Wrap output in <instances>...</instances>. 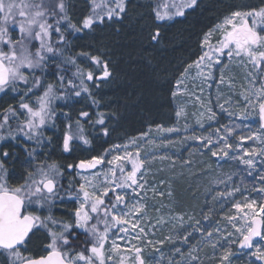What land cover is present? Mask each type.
<instances>
[{"label": "trees", "instance_id": "1", "mask_svg": "<svg viewBox=\"0 0 264 264\" xmlns=\"http://www.w3.org/2000/svg\"><path fill=\"white\" fill-rule=\"evenodd\" d=\"M80 1L82 0H66L67 15L72 24V17L78 14L75 9H79L80 14L83 11L82 16L91 11V1L79 4ZM128 2L129 12L123 18L94 24L92 31L77 26L81 29L78 32L67 27L68 21H62L65 42H60L57 34H53L52 42L57 47H62L63 55L49 63L48 73L41 77V86L34 89V94L25 98L26 102L35 104L37 96L43 94L47 85H54L57 98L51 103L53 115L40 129L44 140L41 147H36L35 141H29L22 135L18 138L19 142H0V153L5 150L10 154L15 153V159L7 162L9 171L13 174L10 183L13 186L23 183L26 168L31 170L37 165L55 162L66 173L73 186L62 177L58 178L63 189L60 193L63 199H57L52 215L58 220L70 221V205L74 196L69 197L67 193L78 191V182L72 178L68 165L84 172V169L75 166L108 150L120 137L127 136L137 140L149 126H172L176 131L161 146L162 158L156 160L157 166L151 175L159 182H164L168 193H171L169 200L174 214L179 218L183 217V220L171 229L172 233L168 237L171 236L172 240H165L161 259L163 258L164 264H189V250L195 247L192 254L199 259L191 264H221L220 257L224 249L229 247L228 240L238 237L232 227L233 221L230 223L228 219L235 217L236 220L238 216L234 204L226 196L228 185L235 184L248 194L239 200L240 204L245 205L255 200L258 207L264 205V194L258 188L259 182H264L261 179L264 176V162L257 161L256 174L240 159L232 158L243 156L245 150L251 153L253 149L257 152L260 149L252 134L245 128L241 119L242 109L232 95L234 90L238 91L241 74L233 66L225 69L226 78L234 83H218L219 86L214 88L215 93L220 95L214 101L215 118L202 122L203 127L192 111L179 117L176 115L179 108L184 107L185 100L181 95L176 93L174 96L173 93L183 67L190 69L188 72L192 69L189 65L197 58L201 36L212 29L215 19L227 11L233 2L206 0L199 10L189 11L185 17L168 23L158 21L153 3L143 6L133 0ZM157 32L159 36L153 40L152 36ZM93 57H97L98 62ZM105 66L109 75L102 80L103 85L96 86L94 91L91 85L94 81L98 83L97 78L100 74L103 75ZM92 67L98 71L93 75V80H88L85 74ZM78 68L83 76L77 75ZM60 75L64 77L63 87ZM82 78L83 87L87 91L80 84ZM69 80L72 81L71 85ZM76 91L80 92L79 96L75 95ZM19 101L18 95L9 93L5 96L0 93V120L9 105L19 113ZM82 112L88 115L81 116ZM101 118L104 123H97ZM23 121L24 116L18 115L10 118L9 125L15 131L17 124H22ZM212 126H216V129L211 136L204 133ZM226 128L232 129L231 134ZM80 129V134L89 143L85 144L83 139H73L70 151L65 152L64 135L77 134ZM217 129L222 131V137H227L228 143L230 135L245 137L241 151L227 150L229 155L222 160L213 156L212 151L223 147V143L214 137ZM7 130L6 127L0 132L6 133ZM192 137H212V144L205 145L202 140ZM32 148H36L35 159L31 165H27L24 162L31 158L27 157L25 149L30 151ZM37 214L46 216L48 212L42 210ZM197 220L200 221L199 224H195ZM196 228L200 231H195ZM209 231L213 232L212 243L219 241L216 248L208 243L206 233ZM75 232L78 233L77 230ZM188 232L192 236L188 243H183V237ZM202 233L205 234L203 238ZM229 233L232 235L229 236ZM42 234L37 233L29 244L31 254L42 253ZM86 239L85 236L84 240ZM84 245L85 243L82 244ZM177 248L181 249L183 255L175 251ZM230 248L233 253L230 256L231 264H250V261L251 264H260V261L250 255L252 249H240L238 244H231ZM237 251L241 254L235 255ZM144 254L147 255L146 251Z\"/></svg>", "mask_w": 264, "mask_h": 264}, {"label": "snow or ice", "instance_id": "2", "mask_svg": "<svg viewBox=\"0 0 264 264\" xmlns=\"http://www.w3.org/2000/svg\"><path fill=\"white\" fill-rule=\"evenodd\" d=\"M196 3L197 0H185L184 3L176 6L175 14L183 15V8L193 7ZM91 4V14L83 19V28H91L95 23L103 24L106 19L112 21L125 12V0H91ZM66 8V0H7V2L0 0V93L5 96L9 93L18 95L20 97L18 107L21 110L18 113L12 105L4 110L2 120H0V130L6 127L8 130L6 133L0 132L2 142L8 140L19 142L18 138L22 135L29 141H35L36 147H41L44 143L40 129L52 118L51 103L57 98L55 86L48 84L43 94L37 96L35 104L26 102L25 98L34 94V89L41 86V77L48 73L49 63L55 62L57 56L63 55L62 47H57L52 42L54 33L57 34L60 42H65L62 21H68L67 27L74 31L81 30L70 22ZM165 16H168V13L164 15L156 13L158 20L164 19ZM214 33H219L216 45L210 43V38ZM158 36L159 32L155 33L152 39L156 40ZM205 45L208 51L203 52L195 62L196 68L201 69L202 64L207 61V73L198 72V75L205 79L213 78V69L215 65L222 63L221 57L223 56H227L229 60L234 56L238 57L245 67L248 64L251 65L252 70L248 71L247 79L253 89H256L257 82H260V88L253 94L260 99L258 115L260 121L264 122V0L259 7H253L247 11H234L225 16L220 24L205 34L202 46ZM92 59L98 62L97 57ZM69 62L75 63V61ZM189 67L192 66L189 65ZM253 70L257 75H253ZM77 75H84L79 68ZM103 75L104 77L109 75L107 66H105ZM86 78L93 80L92 72H87ZM59 80L63 87V75L59 76ZM220 82H224L222 69ZM68 83L71 85L72 81L69 80ZM177 83L179 84L180 81L178 80ZM80 84L83 87V78ZM21 85L23 87H20ZM83 90L87 91V88L83 87ZM75 95L79 96L80 92L76 91ZM173 95L175 96L176 93L174 92ZM244 98L251 103L248 95ZM208 112L211 113L209 120L214 119L215 113L210 107ZM181 114V111L176 113L178 117ZM18 115L24 116V121L22 124L18 123L13 131L9 120ZM87 115L86 112L81 113V116ZM97 123L103 124L104 120L101 118ZM77 124L79 127V122ZM168 131L172 132L176 129H168ZM216 131L219 132V129ZM226 131L231 134L232 129L226 128ZM80 133L82 129L77 134L66 133L64 135L63 150L65 152L70 151V142L73 139H83L85 144L89 143ZM105 134H107L106 131ZM192 139L202 140L205 145L212 144L209 137H192ZM220 139L223 141V147L219 149V153L227 157L229 155L227 150L231 149L232 145L227 142V137ZM244 139L246 138L240 137V140ZM25 151L27 157L31 159L24 163L31 165L35 159L36 148L30 151L25 149ZM256 154L255 149L251 153L245 150L248 159L242 156L232 158L240 159L249 168H254ZM260 154H264V150H261ZM212 155L216 156L218 152L212 151ZM13 159H15L14 152L10 154L5 150L0 153V257L4 258V264H109V262L111 264H151L144 256L143 247L132 245L131 248L124 250L129 255H121L122 249L116 243V238L126 239L130 231L138 230L133 239L142 240L146 235L145 229L140 227L145 205L142 203L141 193L137 191L145 189L146 181L145 183L140 182L143 178L141 169L145 161L140 159L139 154L134 158L131 153L125 151L123 156H113L107 161L111 166L108 169L110 177L104 174L100 183L94 182L95 177L100 176V173H94L92 179L83 176L84 182L79 185L78 191L67 193L69 197L74 196L75 201L79 203L70 221L58 220L52 215V208L56 205L57 199H63L60 195L63 189L58 183V178L63 175L61 168L55 162L40 164L31 170L26 168L24 182L13 186L10 183L13 174L7 166V162ZM104 162V156L93 157L90 160L81 161L75 167L94 169ZM127 163L131 164V170L125 174ZM72 167L73 165H68V168ZM138 173H141L140 177ZM261 179H264V176ZM234 191H239V189ZM260 191L264 192V188ZM129 196L135 201L134 203H129L127 199ZM234 207L238 211L242 210L239 203ZM243 207L250 209L251 215L245 213L241 227H236L235 223H232V227L236 229L239 236L235 240H228L229 247L224 249L220 257L221 264H231L230 256L233 254L231 244H238L240 249L255 247V251L250 255L254 256L257 261L264 262V247L254 245V238L259 237L264 240V205H260L257 211L256 201L252 200ZM42 210H46L48 215L37 214ZM179 219L183 220V217ZM189 219L192 218L189 217ZM228 219L231 223L235 217H228ZM199 223V220L195 221V224ZM76 229L82 230L86 235L87 239L84 243L90 247H85L80 251L75 250L77 247L75 242L79 240ZM194 230L200 231L198 228ZM216 231L218 232L219 229ZM37 233H43L44 236L41 249L46 253L44 255H32L29 252V244ZM120 233L124 235L119 236ZM110 235L114 238L110 247L106 249ZM204 235L202 233V238ZM228 235L231 236L232 233ZM191 236L192 233L188 232L183 237V243H188ZM206 236L208 243L216 248L219 241L212 243L213 232H207ZM167 239L171 241L172 237ZM151 243L150 240L147 241V244ZM159 243L162 244L163 241ZM175 251L183 255L180 248ZM194 251L195 247L189 250L191 257L189 264L199 259L198 256L192 254Z\"/></svg>", "mask_w": 264, "mask_h": 264}, {"label": "rangeland", "instance_id": "3", "mask_svg": "<svg viewBox=\"0 0 264 264\" xmlns=\"http://www.w3.org/2000/svg\"><path fill=\"white\" fill-rule=\"evenodd\" d=\"M88 1L91 0H82L79 4L85 3L88 4ZM129 0H125V12L121 14L119 18H123L127 13L129 12ZM136 4L146 5V4H152V7L155 8V13L159 12L161 15H164V13H168V16H165L164 19L158 20V21H164V23H168L171 20L174 19H180L182 17H185L187 12L192 10H199L203 3L206 0H197V3L193 7H186L183 8V15H176L177 12V5H180L185 2V0H133ZM233 3L228 8L227 12L225 11L222 15H220L218 18H216L215 23L213 25V28H215L216 25L220 24L224 17L229 15L231 12L234 11H247L251 7L249 5L254 4H261L262 0H229ZM81 6V5H79ZM92 6V4H91ZM114 6V5H113ZM75 12L80 14L79 9H75ZM82 11L80 15H75L72 17L73 24L76 26L82 27V21L85 17L89 16L91 14V11L88 14H84ZM170 17V18H169ZM118 19V18H115ZM113 19V20H115ZM105 21H108L107 19ZM163 23V24H164ZM96 25H99V23H95ZM160 26V25H159ZM158 26V28H160ZM94 28V25L91 28H83L87 31H92ZM210 29V30H212ZM210 30H208L206 33H208ZM205 34H203L199 41L198 46V53L196 54L197 58L194 60L190 65L192 66L191 71L188 72L190 69H187V72H185V66L183 67L182 71L180 72V75L177 79L180 83L178 84L177 81L175 82V93L178 95H181L183 97V100H185L184 107H180L178 111H181L182 115H184L187 112H193L196 120L201 124L202 122L209 121V115L211 113L208 112V108L210 107L212 112L215 113L216 109H214V101L219 97L220 95L216 94L214 91V88L218 87V83L220 82L221 77V69L223 70V76H224V82L231 85L233 80H229L226 78V68L233 66L236 68L240 74H241V81L240 86L238 87V91L234 90L232 95H234L235 101L239 103L242 112H241V119L243 120V124L247 130H249V133L252 134L253 140L256 141L258 144V147L260 148L257 152V154L254 156V168H250L253 173L258 172L256 163L257 161L264 162V154H260L261 150H264V135H262L259 131L256 130V123L258 124L257 120L259 118L258 115V108H259V102L260 99L257 95H254L253 93L260 88V82H257L256 89H253L252 86L248 83L247 79V73L248 71L252 70L251 65L248 64L246 67L244 64L241 63L240 58L233 57L231 60L227 56L221 57V64L215 65V68L213 69L212 79H205L204 77L198 75L199 71H203L205 74L207 73L208 69L206 67L207 61L202 64L201 69H197L195 66V62L198 61L199 57L203 54V52L208 51V47L202 46V42L204 40ZM219 37V33H214L213 36L210 38V43L213 45H216L217 39ZM211 54V53H210ZM225 65L227 67H225ZM92 70L89 72H92L93 75L98 71V69L91 68ZM86 75V74H85ZM102 75V74H100ZM253 75H257V73L253 70ZM101 83V82H100ZM108 83V82H106ZM234 83V82H233ZM103 84H98L94 81V83L91 85L92 89L95 91L96 86H102ZM93 91V92H94ZM245 95H248L250 97L251 103L245 100ZM177 111V112H178ZM174 127V126H173ZM168 129H174L172 126H149L146 129L145 134L140 139H133L129 138L127 136L120 137L119 139L115 140L114 143L108 148V150L100 152L97 157L104 156L105 162L102 165H98L94 169H84V172L78 171L77 169H73V167L70 169L72 173V178L78 182V189L79 185L83 183V176H88L90 179L93 178L94 173H100V176L95 177L94 182L100 183L103 178L104 174H108L110 177V173H108V169L111 167L107 161L111 160L113 156H123L125 154V151L131 153L133 157L137 154H139L140 159L144 160V166L141 169V173L143 174V178L140 180L141 183H145V189L137 191L141 193L142 203L145 205L144 212L142 214V217L140 219V227H143L145 229L146 235L143 236L141 239H133L134 236L137 235V231H130L129 235L126 239H119L116 238V243L120 246L122 249L121 255H129L127 251H124L126 249H129L132 247V245L143 247L144 251H146L147 255L144 254L147 261H150L151 264H164L163 258L161 259L162 255V247L165 246V240L168 238L169 234L172 233L171 229L177 225V223L180 221L179 217L174 214V209L172 205L170 204L169 200V190L165 187L164 182H159L156 178H154L151 174L153 173L154 169L157 166L156 160L159 158H162V152L160 150L161 146L167 142V139L169 138V135L173 132H169ZM216 129V126H212L208 128L204 133L208 134L209 136L212 135L213 131ZM221 130L217 132L214 137L216 140L223 141L220 139L222 137ZM230 141L232 148L228 149V151H241L243 144L245 143L244 139L243 141L240 140V138H236L233 135H230ZM212 139V137L210 138ZM135 141V142H133ZM2 142V141H0ZM4 143V142H2ZM1 144V143H0ZM119 146V147H116ZM85 148L83 149V151ZM218 155H216L220 160L224 159L223 153H219V149L217 150ZM107 153V154H106ZM244 159H248L249 157L245 155V153L242 156ZM86 161V160H85ZM62 170V169H61ZM131 170V164L127 163L125 164V174L127 171ZM63 175L61 176L62 179L69 182V185L72 187L73 184L70 182L68 176H66L65 172L62 170ZM141 173H138V177L141 176ZM117 175H119V172H117ZM239 189V191H234L235 189ZM259 192L261 188H264V182H259L258 185ZM146 191V195H144ZM163 193V195H161ZM227 193H232L231 195H228ZM264 194V192H261ZM244 195H247L245 191L240 188L239 186L235 184H229L226 191V196L230 201L235 205L237 203L240 204L239 200L244 197ZM129 203H134L135 201L132 200V198L129 196L128 198ZM242 210L238 211L237 209V219L233 221L235 223L236 227H241L244 223V220L242 217H244L245 213H248V215H251V210L248 208L243 207L242 204ZM72 207V208H71ZM79 207V203L75 201V198L71 201L70 208L72 209L71 215L74 213L75 209ZM256 210L259 211V207L256 203ZM159 221V223H158ZM103 225H101V228ZM130 228V225L128 226ZM236 232V229H235ZM237 233V232H236ZM119 236H123V233L118 234ZM239 236V233H237ZM110 235L109 241L106 244V249L110 247L112 239ZM151 241V244H147V241ZM130 241V243H129ZM159 241H163V243H159ZM254 245H259L261 247H264V240H261L259 237L254 238ZM158 249V251H157ZM252 251H255V247L252 248ZM241 254V252L237 251L235 252V255ZM254 257V256H253ZM111 264V262H109ZM260 264H264V262L260 261Z\"/></svg>", "mask_w": 264, "mask_h": 264}, {"label": "flooded vegetation", "instance_id": "4", "mask_svg": "<svg viewBox=\"0 0 264 264\" xmlns=\"http://www.w3.org/2000/svg\"><path fill=\"white\" fill-rule=\"evenodd\" d=\"M261 4H254V5H249V7L253 8V7H259L261 6ZM250 8V9H251ZM227 12V11H226ZM215 23V21H214ZM214 25V24H213ZM213 28V26L211 27ZM98 81V80H97ZM102 82V81H101ZM100 83V82H98ZM258 124L256 123L255 127H256V130L259 131L262 135H264V127H262V124H264V122L260 121V118H258L257 120ZM78 231V234H79V241L78 242H75L77 244V247H76V251H80L82 250L83 248H85L86 245L82 246V244H84V237L86 236L85 234H83L82 230H79V229H76ZM42 237L44 239V236L42 234ZM43 239H42V242H43ZM42 247V246H41ZM46 253L42 252L40 253L39 255H44ZM32 255H37V254H32ZM0 264H4V258L3 257H0Z\"/></svg>", "mask_w": 264, "mask_h": 264}, {"label": "water", "instance_id": "5", "mask_svg": "<svg viewBox=\"0 0 264 264\" xmlns=\"http://www.w3.org/2000/svg\"><path fill=\"white\" fill-rule=\"evenodd\" d=\"M101 77H104V75H103V76H101ZM101 77H99L98 79L100 80V79H101Z\"/></svg>", "mask_w": 264, "mask_h": 264}]
</instances>
